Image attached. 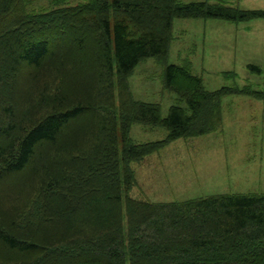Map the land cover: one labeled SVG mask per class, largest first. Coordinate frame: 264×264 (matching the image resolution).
<instances>
[{
  "label": "trees",
  "instance_id": "obj_1",
  "mask_svg": "<svg viewBox=\"0 0 264 264\" xmlns=\"http://www.w3.org/2000/svg\"><path fill=\"white\" fill-rule=\"evenodd\" d=\"M29 1L0 0V264H264V193L159 201L129 193L131 161L216 129L223 95L264 100V89H210L189 64L168 62L174 19L249 20L264 8L56 0L37 11ZM151 56L166 59L164 86L183 102L166 115L130 87ZM137 122L168 133L135 141Z\"/></svg>",
  "mask_w": 264,
  "mask_h": 264
},
{
  "label": "rangeland",
  "instance_id": "obj_2",
  "mask_svg": "<svg viewBox=\"0 0 264 264\" xmlns=\"http://www.w3.org/2000/svg\"><path fill=\"white\" fill-rule=\"evenodd\" d=\"M79 1L84 0L57 3ZM229 1L245 8H264V0ZM29 2L28 7L38 11L50 9L56 0ZM173 28L168 62L189 64L210 89L245 84L264 89V17L240 21L220 17L175 18ZM165 61L148 57L129 77L133 95L159 102L163 115L171 104L181 102L176 92L164 86ZM249 63L260 65L261 72L251 69ZM222 113L216 129L176 138L131 161L136 183L129 193L157 201L215 193H264V100L244 93H227L222 96ZM167 133L164 126L142 122L134 123L130 131L131 137L140 142L164 138ZM2 186L3 180L0 193ZM29 196L25 195L22 201L26 202ZM33 199L29 205L34 209Z\"/></svg>",
  "mask_w": 264,
  "mask_h": 264
},
{
  "label": "crops",
  "instance_id": "obj_3",
  "mask_svg": "<svg viewBox=\"0 0 264 264\" xmlns=\"http://www.w3.org/2000/svg\"><path fill=\"white\" fill-rule=\"evenodd\" d=\"M226 2H229V3H233V2H231V1H229V0H225ZM228 20V19H227ZM233 21V20H232Z\"/></svg>",
  "mask_w": 264,
  "mask_h": 264
}]
</instances>
